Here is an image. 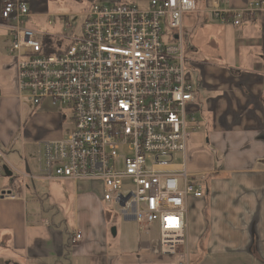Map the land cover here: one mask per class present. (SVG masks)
Returning <instances> with one entry per match:
<instances>
[{
	"label": "built area",
	"instance_id": "1",
	"mask_svg": "<svg viewBox=\"0 0 264 264\" xmlns=\"http://www.w3.org/2000/svg\"><path fill=\"white\" fill-rule=\"evenodd\" d=\"M262 5L250 0L232 9L210 0L207 10L220 24L239 27L253 21ZM194 11V0L93 5L81 15L80 34L62 35L69 43L45 54L44 37L54 36L25 27L27 4L0 2L19 97L72 113L69 133L37 143V179L99 181L103 201L122 219L155 226L165 255L185 247L187 200L203 196L185 171L169 170L199 130L183 35V16ZM5 163L0 152V175ZM19 190L4 189L0 198L15 199ZM80 238L77 233L72 243Z\"/></svg>",
	"mask_w": 264,
	"mask_h": 264
},
{
	"label": "crops",
	"instance_id": "2",
	"mask_svg": "<svg viewBox=\"0 0 264 264\" xmlns=\"http://www.w3.org/2000/svg\"><path fill=\"white\" fill-rule=\"evenodd\" d=\"M16 1L27 4L29 17L47 20L63 17L48 11L56 2L97 0ZM223 1L232 9H242L250 0ZM258 1L263 5L253 21L239 27L218 22L234 48L193 65L199 130L189 135L182 160L173 162L169 170L185 171L187 181L203 196L187 200L186 245L172 255L160 253L158 238L150 234L153 225L138 227L121 219L114 223L113 237L119 239L112 241L101 197H60L61 208L72 211L74 226L66 230L63 219L45 216L24 184L15 180L22 177L32 185L41 180L29 164L35 152L25 146L33 144L37 153V143L67 133L60 107L49 101L33 106L19 97L16 62L0 26V152L8 170V178L0 175V192L20 189L15 199L0 198V264H264V0ZM48 22L52 27L54 23ZM225 26L230 31L225 32ZM19 138L24 146L20 150L15 147ZM50 181L69 192L80 186L68 180ZM77 233L81 238L72 243Z\"/></svg>",
	"mask_w": 264,
	"mask_h": 264
},
{
	"label": "rangeland",
	"instance_id": "3",
	"mask_svg": "<svg viewBox=\"0 0 264 264\" xmlns=\"http://www.w3.org/2000/svg\"><path fill=\"white\" fill-rule=\"evenodd\" d=\"M141 5L144 4L145 0H138ZM205 0H194L195 3V11L191 13H186L183 16V35H184V49L185 56L192 61V64H186V67L190 66L189 69H186L190 77L196 79L197 73L194 69L193 65H198L201 62L207 60V56L224 53L228 48H234V45L231 41H226L227 33H223L221 31L222 26L218 24L216 20L207 12L208 4L205 5ZM56 2L52 7L49 5V13L59 14L63 17H55L44 20L42 18H34L29 17L25 21V27L30 28L34 31H37L41 34H47L54 37H57L59 43L61 45H65L66 40L61 37V35L67 36H78L80 34V26L82 22L81 14L88 9H90L93 5H102L108 6L109 3L106 0H97L94 3H81L74 4L73 2L69 4H65V2L57 5ZM65 14V15H64ZM47 21L52 22L53 26H48ZM69 25V29L66 31L65 25ZM225 32L230 31L228 26L224 27ZM193 53L191 54L192 50ZM194 59L197 61L194 64ZM26 105H28L26 103ZM60 107V106H58ZM61 108V107H60ZM61 113L64 118V131L65 133H69L73 129V121H72V113L69 108L63 107L61 108ZM196 118L199 121V116L196 114ZM17 121V120H16ZM39 130V129H38ZM35 135H38L39 131L33 132ZM22 140L19 138L16 143V148L20 150L24 146L21 144ZM25 150L30 153H34L32 159L30 160L31 173L37 175V156H36V147L33 144L25 146ZM20 152V151H19ZM182 160L180 154H176L173 162L177 163ZM8 178L7 173L1 174ZM18 183L24 184V190L26 194L32 198L34 201L38 202L45 212V216L49 219L61 220L64 221V227L66 230L71 231L73 229L74 223L73 219L70 217V212L66 211L63 207L60 206V197H78L79 194H87L89 197H101L103 213L106 217H108V222L110 225V229L108 230L109 237L112 241L118 240V237H113L111 234V229L115 227V222H120L122 216L117 213L114 205L112 203H106L102 199V187L99 181H83L79 182V187L77 183L75 187L77 190L73 189L69 192L67 189H64L63 186L55 185L56 182L46 181V180H35L33 181V185L27 179H22V177H17L15 179ZM71 202V198L68 199ZM71 209V208H69ZM74 216V215H73ZM143 226V225H142ZM144 225L143 227H145ZM148 227V226H146ZM116 228V227H115ZM153 238H158L157 229L154 227L150 232ZM116 238V239H115Z\"/></svg>",
	"mask_w": 264,
	"mask_h": 264
},
{
	"label": "trees",
	"instance_id": "4",
	"mask_svg": "<svg viewBox=\"0 0 264 264\" xmlns=\"http://www.w3.org/2000/svg\"><path fill=\"white\" fill-rule=\"evenodd\" d=\"M44 45H45V49H44L45 54L59 51L60 43L54 37H50V36L44 37Z\"/></svg>",
	"mask_w": 264,
	"mask_h": 264
},
{
	"label": "water",
	"instance_id": "5",
	"mask_svg": "<svg viewBox=\"0 0 264 264\" xmlns=\"http://www.w3.org/2000/svg\"><path fill=\"white\" fill-rule=\"evenodd\" d=\"M4 171H5V172H8V170H7L6 167L4 168ZM9 174H10V173H9ZM115 231H116V229H115V227H113V228L111 229V234H112L113 236H115Z\"/></svg>",
	"mask_w": 264,
	"mask_h": 264
}]
</instances>
